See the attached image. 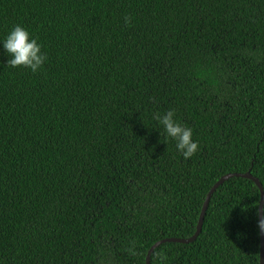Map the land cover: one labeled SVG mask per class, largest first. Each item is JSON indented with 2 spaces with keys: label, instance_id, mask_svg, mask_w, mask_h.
Instances as JSON below:
<instances>
[{
  "label": "trees",
  "instance_id": "1",
  "mask_svg": "<svg viewBox=\"0 0 264 264\" xmlns=\"http://www.w3.org/2000/svg\"><path fill=\"white\" fill-rule=\"evenodd\" d=\"M16 24L48 59L0 47V264H147L222 176L264 186V0H0V35ZM258 200L229 178L151 264H261Z\"/></svg>",
  "mask_w": 264,
  "mask_h": 264
},
{
  "label": "clouds",
  "instance_id": "2",
  "mask_svg": "<svg viewBox=\"0 0 264 264\" xmlns=\"http://www.w3.org/2000/svg\"><path fill=\"white\" fill-rule=\"evenodd\" d=\"M127 22L128 17H125V23ZM0 47L7 57L6 65L12 68L25 67L36 73L48 59L46 53L41 50L42 45L38 42V38L20 24L14 25L7 33L0 35ZM153 119L162 126L165 139H171L175 142V150L184 159H190L199 151V141L193 139V128L177 118L175 109H168L163 113H154ZM254 206L258 217L257 227L259 232L264 234V207L261 206L259 200ZM129 251L135 254V246L130 247ZM166 260L167 256L160 254V264H165Z\"/></svg>",
  "mask_w": 264,
  "mask_h": 264
},
{
  "label": "water",
  "instance_id": "3",
  "mask_svg": "<svg viewBox=\"0 0 264 264\" xmlns=\"http://www.w3.org/2000/svg\"><path fill=\"white\" fill-rule=\"evenodd\" d=\"M233 176H243V177H246V178H250L252 180H254L256 182V184L258 185V187L260 188V191H261V206L264 207V188L262 187V183L261 181L253 176L250 172H247V173H229V174H226L224 176H222L219 181L212 187L211 191L209 192L205 202H204V205H203V208H202V211H201V214H200V218H199V222H198V227H197V231L196 233L190 237V238H187V239H180V238H166V239H162L158 242H156L149 250L148 252V255H147V258H146V261H147V264H151V254L152 252L155 250V248L160 245L161 243L163 242H166V241H169V242H181V243H188V242H192L193 240L196 239V237L199 235L201 229H202V225H203V222H204V217H205V213H206V210H207V207H208V204H209V201H210V198L213 194V192L221 185L223 184L226 180H228L229 178L233 177ZM261 264H264V234H261Z\"/></svg>",
  "mask_w": 264,
  "mask_h": 264
}]
</instances>
